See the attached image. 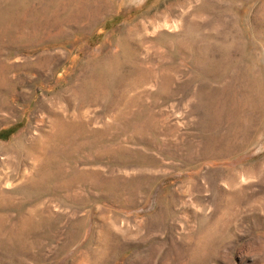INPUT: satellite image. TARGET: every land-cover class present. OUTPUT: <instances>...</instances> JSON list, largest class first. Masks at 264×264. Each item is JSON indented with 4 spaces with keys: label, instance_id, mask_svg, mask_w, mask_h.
Wrapping results in <instances>:
<instances>
[{
    "label": "rangeland",
    "instance_id": "374dc122",
    "mask_svg": "<svg viewBox=\"0 0 264 264\" xmlns=\"http://www.w3.org/2000/svg\"><path fill=\"white\" fill-rule=\"evenodd\" d=\"M0 264H264V0H0Z\"/></svg>",
    "mask_w": 264,
    "mask_h": 264
}]
</instances>
